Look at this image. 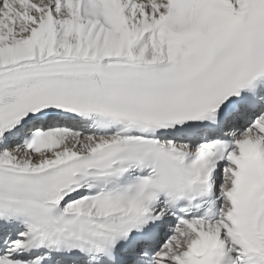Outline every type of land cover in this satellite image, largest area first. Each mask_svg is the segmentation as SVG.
I'll list each match as a JSON object with an SVG mask.
<instances>
[{
    "label": "snow or ice",
    "instance_id": "snow-or-ice-1",
    "mask_svg": "<svg viewBox=\"0 0 264 264\" xmlns=\"http://www.w3.org/2000/svg\"><path fill=\"white\" fill-rule=\"evenodd\" d=\"M0 264H264V0H0Z\"/></svg>",
    "mask_w": 264,
    "mask_h": 264
}]
</instances>
